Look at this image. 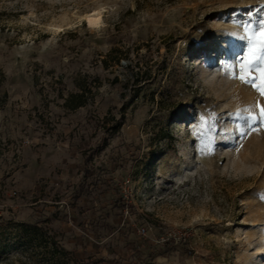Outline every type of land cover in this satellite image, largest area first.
I'll list each match as a JSON object with an SVG mask.
<instances>
[{
    "label": "rangeland",
    "instance_id": "rangeland-1",
    "mask_svg": "<svg viewBox=\"0 0 264 264\" xmlns=\"http://www.w3.org/2000/svg\"><path fill=\"white\" fill-rule=\"evenodd\" d=\"M261 21L264 0H0V264L41 259L35 226L77 264H264V98L229 73Z\"/></svg>",
    "mask_w": 264,
    "mask_h": 264
},
{
    "label": "snow or ice",
    "instance_id": "snow-or-ice-1",
    "mask_svg": "<svg viewBox=\"0 0 264 264\" xmlns=\"http://www.w3.org/2000/svg\"><path fill=\"white\" fill-rule=\"evenodd\" d=\"M261 26L258 31L254 32L250 37H247V55L242 56L236 63L239 66L240 73L236 74L233 65L229 66L231 78L239 79L242 83L250 84L264 98V21H261ZM246 31L247 27L245 26ZM258 61L259 66L253 74L252 66ZM241 110H237V115ZM244 112H247L253 121H264V104L259 100L254 105H249Z\"/></svg>",
    "mask_w": 264,
    "mask_h": 264
},
{
    "label": "trees",
    "instance_id": "trees-1",
    "mask_svg": "<svg viewBox=\"0 0 264 264\" xmlns=\"http://www.w3.org/2000/svg\"><path fill=\"white\" fill-rule=\"evenodd\" d=\"M82 98L83 95L81 94H71L66 100L65 105L71 110L80 108L85 104ZM25 229L27 233L25 238L37 243V247L40 250V253L35 255L41 256L39 261L26 264H77L74 254L60 247L57 241L50 237L47 232L44 233L37 226L25 227ZM3 250L4 248L0 246V252Z\"/></svg>",
    "mask_w": 264,
    "mask_h": 264
},
{
    "label": "bare ground",
    "instance_id": "bare-ground-1",
    "mask_svg": "<svg viewBox=\"0 0 264 264\" xmlns=\"http://www.w3.org/2000/svg\"><path fill=\"white\" fill-rule=\"evenodd\" d=\"M85 19H87V22L89 25L94 26L97 25L100 22L101 19V10L97 9L91 13H88L85 15Z\"/></svg>",
    "mask_w": 264,
    "mask_h": 264
}]
</instances>
